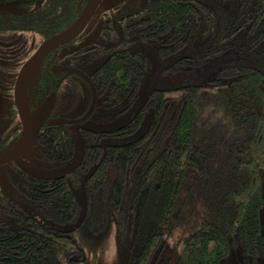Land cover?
Listing matches in <instances>:
<instances>
[{
    "label": "trees",
    "instance_id": "1",
    "mask_svg": "<svg viewBox=\"0 0 264 264\" xmlns=\"http://www.w3.org/2000/svg\"><path fill=\"white\" fill-rule=\"evenodd\" d=\"M89 1L40 0L33 11L20 14L0 6V87L5 96L11 94L7 110L15 117L14 82L34 53L27 46L67 31ZM110 4L104 2L93 17ZM127 19L129 30L155 46L159 61L168 64L164 74L188 75L217 59L214 76L202 84L151 90L137 100L147 70L140 53L126 46H92L47 54L27 109L36 120L51 96L53 108L34 142L41 162L70 165L81 187L74 176L26 179L22 190L40 219L27 216L7 193L0 195V264H83L87 258L75 241L77 229L93 204L108 200L116 208L124 198L133 228L131 264H159L177 230L183 235L178 251L164 264H223L237 249L245 264H259L264 261V0L212 6L201 0H145ZM195 39L204 51L182 54ZM103 54L107 59L88 75L75 67L76 59L87 56L91 64ZM71 75H80L90 94L76 119L90 107L91 84L113 120L90 122L95 106L86 122L61 124L60 89ZM223 87L227 98L221 102L210 92ZM210 97L223 106L226 119L208 129L198 111ZM116 121L125 122L109 128ZM20 135L19 125L0 137V154L11 151ZM17 182L6 177L5 185Z\"/></svg>",
    "mask_w": 264,
    "mask_h": 264
},
{
    "label": "rangeland",
    "instance_id": "2",
    "mask_svg": "<svg viewBox=\"0 0 264 264\" xmlns=\"http://www.w3.org/2000/svg\"><path fill=\"white\" fill-rule=\"evenodd\" d=\"M38 1L1 0L0 6L9 13L20 14L31 10L36 6ZM201 1L209 6H212L214 3L226 4L227 2V0ZM144 3L145 0H125L115 7L107 8L106 11L100 13L96 18L93 17L91 24H88L90 26H88L86 32H83L72 42L59 47V49L57 48V52L64 54L92 46L110 47L112 49L126 46L129 50L140 53L146 58L147 70L137 100L144 98L151 90H173L184 85L202 84L211 79L218 68L217 59L207 63L202 69L196 70L188 75L175 77L170 74H164L168 64L159 61L155 46L144 43L138 38L135 30H129L130 23L127 17L137 13ZM41 44L42 41L37 38L27 46L26 51L32 53ZM203 51L202 41L195 39L183 50L182 54L197 55ZM107 57L108 54H103L91 64H87V56H85L76 59L74 64L79 71L88 75L100 67ZM39 65L40 63H38L36 71L29 78L23 89L26 108L28 107V99L31 96L32 86L35 84V76ZM60 90L62 91L63 98L60 104L62 117L64 120H78L76 118L84 112L89 102L90 94L88 85L80 75H71L62 83ZM210 93L220 98L221 102H224L227 98L225 87L212 90ZM210 98L213 99L211 103L198 111L200 124L208 129H211L217 123L221 122V119H226L223 106L214 103L216 98ZM8 99H11V94L10 97L5 96V92L0 87V137L2 139L10 136L20 125L19 119L15 117V114L7 110L9 106ZM7 116H11V118L8 119ZM110 118L111 120L114 119L113 112L104 110L101 103L98 102L90 122L101 123ZM124 122L116 121L109 128H114L117 125L120 126ZM20 142L21 139L16 143L13 150L19 146ZM70 168V165H49L41 162L37 144L33 142L24 155L10 163L0 166V195L8 193L14 196L27 216L40 219L38 209H36L31 199L25 196V191L22 190L25 189L26 179H30L31 177L55 178L64 175L69 177L74 176L77 184L81 187L80 175L78 173H72ZM19 170L22 171L18 172ZM6 177L14 183L18 181L17 184L11 185L12 189L5 185ZM127 215L128 205L126 198L123 199L120 207L116 208L108 200L100 204L95 203L92 205L84 224L75 233V241L81 246L87 258L83 264H131L130 255L133 228ZM2 217L11 223L14 222V219L7 218V216ZM261 222L264 228V206L261 211ZM182 236L181 230H177L176 234L171 237L166 252L159 264H164L177 253V240L181 239ZM223 264H245L241 250L237 249L232 252ZM259 264H264V261H260Z\"/></svg>",
    "mask_w": 264,
    "mask_h": 264
},
{
    "label": "water",
    "instance_id": "3",
    "mask_svg": "<svg viewBox=\"0 0 264 264\" xmlns=\"http://www.w3.org/2000/svg\"><path fill=\"white\" fill-rule=\"evenodd\" d=\"M101 1L102 0H90L85 10L82 12V14L75 21V23L67 31L42 43L21 66L15 80L14 92H13V103L21 125V135H20L21 142L15 150L12 149L7 153L0 154V166L12 162L13 160L21 157L27 152V150L34 142L37 134L39 133V131L41 130L44 123L46 122V120L48 119V117L52 112L53 98L51 96V98L45 100V102L41 106L39 110V116L36 118V120H32L28 112V109L26 108V105L24 103V92H23L25 86V78L28 72L35 65L41 63L42 59L47 54H50L55 49L62 47L72 42L76 38H78L86 30L92 17L97 11V8L100 5ZM110 1L111 4L108 5L107 8L115 7L120 3L124 2L125 0H109L107 1V3L108 2L110 3ZM90 86L92 91V100L86 114L81 119L78 120L61 121L62 125H73V124L75 125V124L84 123L91 116L97 103V95L95 88L91 84ZM79 148H80L79 149L80 150L79 160H80L82 158V153H83V146L80 141H79Z\"/></svg>",
    "mask_w": 264,
    "mask_h": 264
},
{
    "label": "flooded vegetation",
    "instance_id": "4",
    "mask_svg": "<svg viewBox=\"0 0 264 264\" xmlns=\"http://www.w3.org/2000/svg\"><path fill=\"white\" fill-rule=\"evenodd\" d=\"M40 1V0H39ZM38 1V2H39ZM106 0H102L101 1V3H100V5L98 6V8H97V11H99L100 10V8H101V6L103 5V3L105 2ZM107 1H109V0H107ZM37 5H38V3L36 4V6L35 7H33L31 10H29L28 12H30V11H33L36 7H37ZM96 11V12H97ZM95 12V13H96ZM92 19H93V17H92ZM92 19H91V21H92ZM91 21H90V23H91ZM89 23V24H90ZM88 26H90V25H88ZM88 26H87V28H86V30L88 29ZM86 30L84 31V32H86ZM33 42V41H32ZM44 43V42H43ZM35 52V51H34ZM18 75V74H17ZM16 80V79H15ZM14 84H15V82H14ZM13 92H14V86H13ZM12 99H13V97H12ZM17 113V112H16ZM16 118H18V115H16ZM20 127H21V125H20ZM22 170H19L18 172H21ZM36 178H39V177H36ZM42 178V177H41ZM8 194V193H7ZM8 196L10 197V198H13V199H15V197L14 196H12V195H10V194H8Z\"/></svg>",
    "mask_w": 264,
    "mask_h": 264
},
{
    "label": "bare ground",
    "instance_id": "5",
    "mask_svg": "<svg viewBox=\"0 0 264 264\" xmlns=\"http://www.w3.org/2000/svg\"><path fill=\"white\" fill-rule=\"evenodd\" d=\"M38 65V64H37ZM37 65H35L27 74L26 78H25V85L27 83V81L29 80V78L33 75V73L36 71ZM81 160V159H80ZM80 160L78 162H80ZM79 164V163H78Z\"/></svg>",
    "mask_w": 264,
    "mask_h": 264
}]
</instances>
